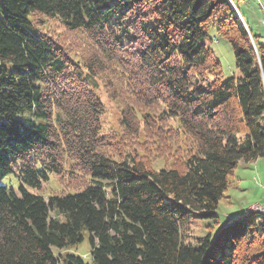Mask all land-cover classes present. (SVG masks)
Here are the masks:
<instances>
[{
	"label": "trees",
	"instance_id": "16d2710c",
	"mask_svg": "<svg viewBox=\"0 0 264 264\" xmlns=\"http://www.w3.org/2000/svg\"><path fill=\"white\" fill-rule=\"evenodd\" d=\"M212 27L239 78L205 45ZM253 40L230 0H0V183L20 181V195L0 184V264H87L54 252L85 233L91 264H264L258 214L184 238L192 213L218 220L241 162L264 159ZM99 84L120 134L104 132ZM152 152L169 164L153 169ZM53 175L64 193L45 200Z\"/></svg>",
	"mask_w": 264,
	"mask_h": 264
},
{
	"label": "rangeland",
	"instance_id": "374dc122",
	"mask_svg": "<svg viewBox=\"0 0 264 264\" xmlns=\"http://www.w3.org/2000/svg\"><path fill=\"white\" fill-rule=\"evenodd\" d=\"M234 2L243 22L248 27L249 23L257 26L261 35H264V0H242L243 4H240L238 0H234ZM48 28V33L55 34L58 37L63 36V28L59 22L52 21ZM250 29L252 31V28ZM252 33L253 36L258 37L255 32ZM249 34L253 40L251 32H249ZM257 42L264 47V36L257 38ZM204 43L213 51L215 57L221 63L225 80L240 77V73L236 67L234 49L232 45L218 33L216 27H212L209 30ZM253 45L256 49L254 40ZM94 89L106 110V116L104 117V132L106 134H120V109L111 100L101 84L94 87ZM171 125L177 129L180 128V123L177 118L171 119ZM166 156L160 157L157 156L155 152H152L149 154V159L147 160H149L153 169L159 171L161 168H165L167 164H169L170 158ZM231 182L232 185L225 193L226 200L225 202L220 203L217 210V221L202 219L197 213H192L190 215L189 228L184 234L186 242L194 244L196 240L203 239L209 234L214 236L230 219L233 220L229 223L236 220L237 218L234 219V217L237 213L245 212L247 209H253L260 204L263 206L262 208H264V159H259L258 161L247 165L240 163L237 169L233 172ZM0 184L12 188L18 195H20V181L15 175L11 174L6 176ZM34 192L43 196L45 200H48L51 196L64 193L60 187V178L54 175L50 177L49 182L42 185L40 191ZM248 212L249 211H246V213ZM54 252L56 256L69 253L73 256L82 258L87 264L92 263V245L88 233L84 234V240L80 244L70 247L67 251L55 250ZM59 264L65 263L61 261Z\"/></svg>",
	"mask_w": 264,
	"mask_h": 264
},
{
	"label": "crops",
	"instance_id": "0c3cea01",
	"mask_svg": "<svg viewBox=\"0 0 264 264\" xmlns=\"http://www.w3.org/2000/svg\"><path fill=\"white\" fill-rule=\"evenodd\" d=\"M239 2H240V4H243L242 3V0H238ZM246 25V24H245ZM247 26V25H246ZM250 28H252V31H251V29ZM247 29H248V31L249 32H251V34L253 35V33L252 32H255V34H257V38H261L262 36H264V35H261V32L259 31V28L257 27V26H254V25H252L251 23H249V27L247 26ZM242 163V162H241ZM245 164V163H244ZM247 165V164H246ZM247 211V210H246ZM246 211L245 212H240V213H237L236 215H235V217L234 218H237L238 216H241V215H243V214H245L246 213ZM228 223V222H227Z\"/></svg>",
	"mask_w": 264,
	"mask_h": 264
},
{
	"label": "bare ground",
	"instance_id": "6f19581e",
	"mask_svg": "<svg viewBox=\"0 0 264 264\" xmlns=\"http://www.w3.org/2000/svg\"><path fill=\"white\" fill-rule=\"evenodd\" d=\"M263 207V206H262ZM248 213L258 214L264 220V210H251Z\"/></svg>",
	"mask_w": 264,
	"mask_h": 264
},
{
	"label": "built area",
	"instance_id": "2783aa9c",
	"mask_svg": "<svg viewBox=\"0 0 264 264\" xmlns=\"http://www.w3.org/2000/svg\"><path fill=\"white\" fill-rule=\"evenodd\" d=\"M251 210H264V208H262V205L260 204L259 206L254 207L253 209H247V211H251ZM232 219H230L229 221H231Z\"/></svg>",
	"mask_w": 264,
	"mask_h": 264
},
{
	"label": "water",
	"instance_id": "95a60500",
	"mask_svg": "<svg viewBox=\"0 0 264 264\" xmlns=\"http://www.w3.org/2000/svg\"><path fill=\"white\" fill-rule=\"evenodd\" d=\"M230 2L232 3V5L234 6V8L237 10V8H236V6H235V4L233 3V1L232 0H230ZM237 12H238V10H237ZM239 13V12H238ZM240 15V14H239ZM241 17V16H240Z\"/></svg>",
	"mask_w": 264,
	"mask_h": 264
}]
</instances>
